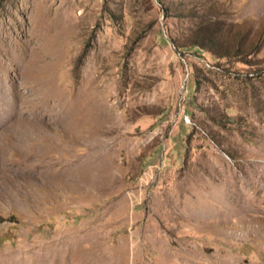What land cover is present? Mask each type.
I'll list each match as a JSON object with an SVG mask.
<instances>
[{"label":"rangeland","instance_id":"374dc122","mask_svg":"<svg viewBox=\"0 0 264 264\" xmlns=\"http://www.w3.org/2000/svg\"><path fill=\"white\" fill-rule=\"evenodd\" d=\"M46 257L264 264V0H0V264Z\"/></svg>","mask_w":264,"mask_h":264},{"label":"bare ground","instance_id":"6f19581e","mask_svg":"<svg viewBox=\"0 0 264 264\" xmlns=\"http://www.w3.org/2000/svg\"><path fill=\"white\" fill-rule=\"evenodd\" d=\"M33 133V132H32ZM90 237L92 238V239H95V240H98V239H101L102 237H103V235L101 234V233H97V232H93V233H91L90 234ZM64 248V247H63ZM54 249V248H53ZM59 249V248H58ZM62 250H64V249H62ZM53 252V251H52ZM49 256V255H48ZM53 256H55V255H53ZM60 256V255H59ZM50 257V256H49ZM49 257H46L47 259L45 260L46 261V264H48V262H49ZM54 258V257H53ZM52 258V259H53ZM68 258V257H67ZM55 260V259H54ZM61 260H62V258H61ZM67 260V259H66ZM57 261V260H56ZM54 262V261H53ZM66 262V261H65ZM98 262V261H97ZM42 263V262H41ZM99 263V262H98ZM97 263V264H98ZM59 264H65L64 262H59ZM67 264H70V263H67ZM87 264H95V262H88ZM99 264H101V263H99Z\"/></svg>","mask_w":264,"mask_h":264}]
</instances>
